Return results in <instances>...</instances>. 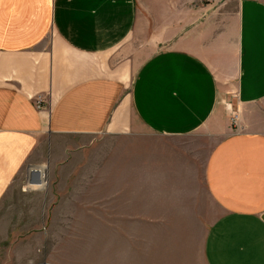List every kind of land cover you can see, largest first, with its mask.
Masks as SVG:
<instances>
[{"label":"crops","instance_id":"obj_1","mask_svg":"<svg viewBox=\"0 0 264 264\" xmlns=\"http://www.w3.org/2000/svg\"><path fill=\"white\" fill-rule=\"evenodd\" d=\"M234 92L244 130H231ZM201 130L217 139L203 262L264 264V0H0V203L25 168L47 179L101 134ZM189 152L153 147L114 184L136 186V202L175 194L185 183L168 171Z\"/></svg>","mask_w":264,"mask_h":264},{"label":"rangeland","instance_id":"obj_2","mask_svg":"<svg viewBox=\"0 0 264 264\" xmlns=\"http://www.w3.org/2000/svg\"><path fill=\"white\" fill-rule=\"evenodd\" d=\"M229 96L231 130H244L240 118L232 121L240 109L235 92ZM216 141L205 130L179 141L101 134L67 164L48 169L40 187L32 186L39 183V173L33 175L28 166L0 203V264H204L205 232L218 214L205 187L204 167ZM174 146L190 149L187 170L181 163L168 171L185 183L175 187V194L136 202V186L114 184L135 177L136 163H150L153 147Z\"/></svg>","mask_w":264,"mask_h":264},{"label":"built area","instance_id":"obj_3","mask_svg":"<svg viewBox=\"0 0 264 264\" xmlns=\"http://www.w3.org/2000/svg\"><path fill=\"white\" fill-rule=\"evenodd\" d=\"M36 103H37V107H38V108H42V107H43V103H44V98H43L41 95H38V96L36 97ZM232 121H233V122H237V121H239V113H238V109H237V111H235V112L233 113ZM33 183H34V182H33ZM42 264H44V263H42Z\"/></svg>","mask_w":264,"mask_h":264},{"label":"bare ground","instance_id":"obj_4","mask_svg":"<svg viewBox=\"0 0 264 264\" xmlns=\"http://www.w3.org/2000/svg\"><path fill=\"white\" fill-rule=\"evenodd\" d=\"M35 171L32 172V174L34 175ZM40 176H41V180L39 181V183H36L35 185L33 184L32 186L33 187H40V186H43L44 183H46V170L45 169H41V172H40Z\"/></svg>","mask_w":264,"mask_h":264},{"label":"water","instance_id":"obj_5","mask_svg":"<svg viewBox=\"0 0 264 264\" xmlns=\"http://www.w3.org/2000/svg\"><path fill=\"white\" fill-rule=\"evenodd\" d=\"M35 174L38 175V173L35 171Z\"/></svg>","mask_w":264,"mask_h":264}]
</instances>
